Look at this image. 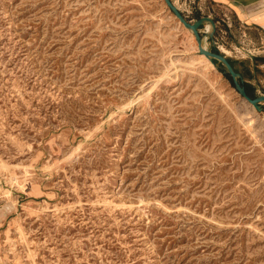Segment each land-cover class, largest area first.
<instances>
[{"label": "rangeland", "instance_id": "obj_1", "mask_svg": "<svg viewBox=\"0 0 264 264\" xmlns=\"http://www.w3.org/2000/svg\"><path fill=\"white\" fill-rule=\"evenodd\" d=\"M172 1L214 18L209 50L264 56ZM225 68L165 0H0V264H264V103Z\"/></svg>", "mask_w": 264, "mask_h": 264}, {"label": "water", "instance_id": "obj_2", "mask_svg": "<svg viewBox=\"0 0 264 264\" xmlns=\"http://www.w3.org/2000/svg\"><path fill=\"white\" fill-rule=\"evenodd\" d=\"M165 2L167 6L170 8V10L180 20V22H182L184 26L190 28L194 32L197 39L199 52L201 54H204L206 57H208L212 62L214 60H218L219 62L223 63L227 71L231 74L235 88L240 93V95L243 98H245L249 103H251L256 110L258 111L263 110L262 103H264V94H261L256 97L250 96L245 86L240 82V79L242 78V74L233 67V65L228 60V57L222 52H215L213 50H209L207 47H204L203 45L204 35L202 34L200 27L206 21H210L213 25V31L211 33H208L207 35L208 37L213 38L216 30V21L214 20V18L210 16H202L196 21L190 22L172 0H165Z\"/></svg>", "mask_w": 264, "mask_h": 264}, {"label": "crops", "instance_id": "obj_3", "mask_svg": "<svg viewBox=\"0 0 264 264\" xmlns=\"http://www.w3.org/2000/svg\"><path fill=\"white\" fill-rule=\"evenodd\" d=\"M209 1L226 15L231 14L235 23L245 28L246 33L244 35L249 41L256 40L262 51H264V0ZM227 26H230V24L228 23ZM253 33L257 34L258 39L252 37ZM226 51L224 50L225 53ZM261 65L264 66V64Z\"/></svg>", "mask_w": 264, "mask_h": 264}, {"label": "trees", "instance_id": "obj_4", "mask_svg": "<svg viewBox=\"0 0 264 264\" xmlns=\"http://www.w3.org/2000/svg\"><path fill=\"white\" fill-rule=\"evenodd\" d=\"M213 51L215 52H220L215 46L214 48H212ZM228 60L230 61V63L233 65V67L242 74V78L240 79V82L245 86L248 94L252 97H256L254 94V86L251 84V82H249L252 78L255 77L254 71L255 73L258 71H261V64H264V56H258L255 58L256 62H255V66L254 69L251 70L250 67L248 66H243L244 68H240L236 65L235 60H233L232 58H228ZM217 62V60H215ZM225 74L226 76L230 79L231 83L234 85V81L231 77V74L227 71V69L225 68ZM235 86V85H234Z\"/></svg>", "mask_w": 264, "mask_h": 264}, {"label": "bare ground", "instance_id": "obj_5", "mask_svg": "<svg viewBox=\"0 0 264 264\" xmlns=\"http://www.w3.org/2000/svg\"><path fill=\"white\" fill-rule=\"evenodd\" d=\"M204 24H205V27L207 26L209 28V31L206 33V37H205V39H206L208 37L207 34L211 33L213 31V25H212V23L210 21H206ZM203 45H204V47H207L206 44H205V41H203ZM207 59H209V58L207 57ZM209 61H210V59H209Z\"/></svg>", "mask_w": 264, "mask_h": 264}]
</instances>
